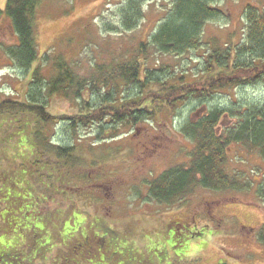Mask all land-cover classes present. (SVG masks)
<instances>
[{
  "label": "rangeland",
  "instance_id": "rangeland-1",
  "mask_svg": "<svg viewBox=\"0 0 264 264\" xmlns=\"http://www.w3.org/2000/svg\"><path fill=\"white\" fill-rule=\"evenodd\" d=\"M6 2L0 0V9ZM247 4L262 7L264 0L221 1L224 16L207 24L205 41L238 43ZM123 5L124 0H40L35 33L41 58L36 65L46 53L62 56L76 71L90 76L97 65L137 52L170 8L167 0H144L145 19L135 29L123 31L118 27ZM15 43L9 20L0 15V103L25 100L31 72L15 68L6 55V48ZM204 52L176 57L150 50V67H184L192 76V70H198L193 59ZM43 66L48 75L50 62ZM232 99L262 102L264 83L226 89L213 100L225 107ZM208 106L187 101L179 104L177 113L164 110L131 128L120 124L114 138L103 136V140H97V125L66 132L59 119L54 126L49 124L56 142L68 135L76 143L77 162L46 182L51 185V190L44 189L48 201L39 207L30 203V191L42 192L32 177V150L18 146V138L11 137L8 148L0 149L1 169L8 175L12 171L13 181L22 187L0 184V264H264V244L258 238L264 206L253 189L240 193L197 187L172 205L147 196L153 179L188 161L193 145L181 126ZM48 111L56 117L79 113L75 104L60 97L53 98ZM3 126L0 143L9 137L3 134L7 125ZM226 169L258 182L264 161L233 145Z\"/></svg>",
  "mask_w": 264,
  "mask_h": 264
},
{
  "label": "trees",
  "instance_id": "trees-1",
  "mask_svg": "<svg viewBox=\"0 0 264 264\" xmlns=\"http://www.w3.org/2000/svg\"><path fill=\"white\" fill-rule=\"evenodd\" d=\"M167 1L169 10L148 39L140 43L137 52L97 65L90 76L76 71L62 56L50 57L46 53L41 64L36 65L41 58L35 33L40 0H7L4 9H0V15L7 17L16 36V43L6 48L7 58L18 70L31 72L25 100L0 103V130L3 125L10 128L5 126L3 130L9 137L0 143V149L8 148L11 137L18 138L20 147L30 146L34 157L32 177L35 175L42 189L41 193L27 191L33 195L30 203L34 207L48 201L44 189L51 190V185L46 182L77 162L76 143L68 135L56 142L50 136L49 124L54 126L59 119L66 124V132L97 125V140H103V136L114 138L120 124L131 128L154 119L164 110L177 113L179 104L187 101L209 104L206 112L185 119L181 126V133L193 145L188 161L153 179L148 185V198L172 205L180 203L197 187L240 193L253 189L264 206V173L255 182L226 169L233 145L257 153L264 161V101L232 99L224 107L213 100L220 91L264 83V6L247 4L242 38L238 43L233 39L224 43L218 39L205 41L204 37L207 24L224 16L219 7L223 0ZM144 19V0H124L119 28L131 31ZM201 49L205 52L193 59L198 70H192V76L184 67H150V50L179 57ZM45 61L50 62L48 75L42 68ZM54 97L75 104L79 113L52 115L48 109ZM226 121L230 123L221 128ZM11 173L8 175L0 164V184L20 185V181H13ZM258 238L264 244V225Z\"/></svg>",
  "mask_w": 264,
  "mask_h": 264
}]
</instances>
